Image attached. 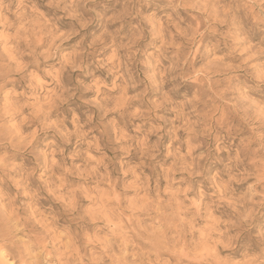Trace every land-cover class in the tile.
Here are the masks:
<instances>
[{
    "label": "rangeland",
    "instance_id": "374dc122",
    "mask_svg": "<svg viewBox=\"0 0 264 264\" xmlns=\"http://www.w3.org/2000/svg\"><path fill=\"white\" fill-rule=\"evenodd\" d=\"M263 177L264 0H0V264H264Z\"/></svg>",
    "mask_w": 264,
    "mask_h": 264
},
{
    "label": "bare ground",
    "instance_id": "6f19581e",
    "mask_svg": "<svg viewBox=\"0 0 264 264\" xmlns=\"http://www.w3.org/2000/svg\"><path fill=\"white\" fill-rule=\"evenodd\" d=\"M264 178V177H263ZM0 232H1V230H0ZM2 233V232H1ZM128 246V245H127ZM2 264V263H1Z\"/></svg>",
    "mask_w": 264,
    "mask_h": 264
}]
</instances>
